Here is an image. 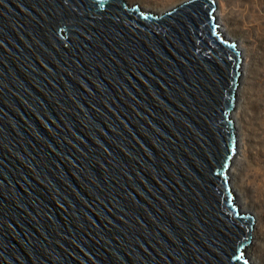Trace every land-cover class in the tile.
Listing matches in <instances>:
<instances>
[{
    "label": "water",
    "instance_id": "water-1",
    "mask_svg": "<svg viewBox=\"0 0 264 264\" xmlns=\"http://www.w3.org/2000/svg\"><path fill=\"white\" fill-rule=\"evenodd\" d=\"M241 66L215 0H0V264H250Z\"/></svg>",
    "mask_w": 264,
    "mask_h": 264
},
{
    "label": "rangeland",
    "instance_id": "rangeland-1",
    "mask_svg": "<svg viewBox=\"0 0 264 264\" xmlns=\"http://www.w3.org/2000/svg\"><path fill=\"white\" fill-rule=\"evenodd\" d=\"M124 1L131 6L138 5L145 11L162 10L164 13L186 0ZM215 2L216 10L223 11V19L229 28L230 36L234 40L242 41L244 47L248 49L245 59L249 63L250 73L245 82L241 76L239 89L241 94L237 97V100L241 97L243 99L238 112L242 139L238 143L240 154L233 162L236 167H233V170L237 175L242 201L261 221L257 243L251 247L250 253L246 250L245 257L251 263L252 255L258 259L259 264H264V191H258L253 183L256 170L264 172V37L260 33V27L256 25L259 22L260 26H264V0H215ZM234 199L236 200L235 194Z\"/></svg>",
    "mask_w": 264,
    "mask_h": 264
},
{
    "label": "bare ground",
    "instance_id": "bare-ground-1",
    "mask_svg": "<svg viewBox=\"0 0 264 264\" xmlns=\"http://www.w3.org/2000/svg\"><path fill=\"white\" fill-rule=\"evenodd\" d=\"M222 6V4L220 5V7ZM245 11V9H244ZM155 12L157 14H161L162 10H155ZM154 12V13H155ZM244 14V13H243ZM244 16V15H243ZM216 23L219 25V31L221 33H223V35H225L227 38H229L230 40H234L233 37L230 36L229 32V28L226 25V23L224 22L223 19V11L221 9L216 10ZM255 24V23H253ZM256 25H258V27H260V33L261 35H263L264 37V26H260V23L258 22ZM237 41V40H236ZM238 43V48L241 50V57H242V66H241V76L244 78V82L245 80H248V76L250 73V67H249V63H247L245 56H247V52L248 49H246V47H244L242 41H237ZM244 60V61H243ZM246 61V62H245ZM241 87L239 86L238 90H237V97L241 94V90H239ZM242 97L239 98V100H236V105L235 108L232 112V118L234 120V124H235V129L236 131V135H237V145L239 142H241L242 139V132H241V124L239 121V117H238V112L239 109H241V103H242ZM240 154V148L237 151V153L235 154V156L233 157V161H232V166L229 172V176H230V186H231V192L233 193V195H236V200H238V203L241 207H239V210L241 211V213H245V214H252L254 221H253V228H252V237H251V241L248 245V247L245 248V254H246V250L250 253V249L252 246H255L257 243V240L259 238V229H260V225H261V221L259 219V217L257 216V214H255L254 212L252 213V210H249L248 207H246V204L244 201H242V194L238 189V180H237V175L235 174V171L233 170L235 167V164L233 163L234 160L238 157V155ZM236 168V167H235ZM253 183H255V186L257 187L258 191L263 190L264 191V172L261 170H256V172L254 173V179H253ZM251 259V263L252 264H259V261L257 258L252 257V255L250 256ZM250 263V264H251Z\"/></svg>",
    "mask_w": 264,
    "mask_h": 264
},
{
    "label": "snow or ice",
    "instance_id": "snow-or-ice-1",
    "mask_svg": "<svg viewBox=\"0 0 264 264\" xmlns=\"http://www.w3.org/2000/svg\"><path fill=\"white\" fill-rule=\"evenodd\" d=\"M243 257H241V259H242ZM245 264H247V261H245Z\"/></svg>",
    "mask_w": 264,
    "mask_h": 264
}]
</instances>
